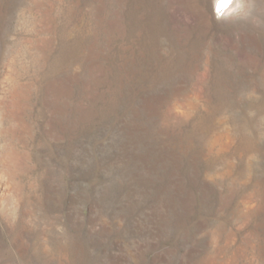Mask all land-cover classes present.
<instances>
[{"label": "rangeland", "instance_id": "rangeland-1", "mask_svg": "<svg viewBox=\"0 0 264 264\" xmlns=\"http://www.w3.org/2000/svg\"><path fill=\"white\" fill-rule=\"evenodd\" d=\"M216 2L0 0V264H264V0Z\"/></svg>", "mask_w": 264, "mask_h": 264}, {"label": "clouds", "instance_id": "clouds-1", "mask_svg": "<svg viewBox=\"0 0 264 264\" xmlns=\"http://www.w3.org/2000/svg\"><path fill=\"white\" fill-rule=\"evenodd\" d=\"M218 2H219L221 9H223L228 6V4L230 3V0H218Z\"/></svg>", "mask_w": 264, "mask_h": 264}, {"label": "water", "instance_id": "water-1", "mask_svg": "<svg viewBox=\"0 0 264 264\" xmlns=\"http://www.w3.org/2000/svg\"><path fill=\"white\" fill-rule=\"evenodd\" d=\"M215 9H216L217 11H222V10H223V9H221V7H220L218 1H217V3H216Z\"/></svg>", "mask_w": 264, "mask_h": 264}, {"label": "bare ground", "instance_id": "bare-ground-1", "mask_svg": "<svg viewBox=\"0 0 264 264\" xmlns=\"http://www.w3.org/2000/svg\"><path fill=\"white\" fill-rule=\"evenodd\" d=\"M217 1H218V0H217ZM233 2H234V0H233ZM216 3H217V2H216ZM215 6H216V5H215ZM231 6H232V4H230L228 8H230ZM228 8L225 7L223 10H225V9L227 10ZM223 10H222V11H223Z\"/></svg>", "mask_w": 264, "mask_h": 264}]
</instances>
